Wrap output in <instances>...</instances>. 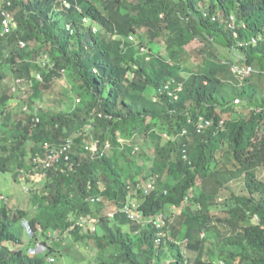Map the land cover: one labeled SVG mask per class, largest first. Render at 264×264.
Returning <instances> with one entry per match:
<instances>
[{"label":"trees","instance_id":"trees-1","mask_svg":"<svg viewBox=\"0 0 264 264\" xmlns=\"http://www.w3.org/2000/svg\"><path fill=\"white\" fill-rule=\"evenodd\" d=\"M9 13L16 26L0 36V170L17 178L19 169L34 172L36 159L68 143L72 150L71 167L39 168L47 177L32 192L33 210L0 205V264H48L55 233L86 250L93 242L98 264H192L185 243L193 264H264V0H0V29ZM195 41L204 43L192 50L196 71L183 64ZM236 64L257 71L238 79ZM64 74L79 103L65 111L57 99L34 113ZM15 86L28 95L19 112L9 105ZM139 176L157 177V189L138 190ZM239 179L247 194L233 192L225 216H215L221 192ZM132 203L143 222L121 213ZM160 213L161 228L152 222ZM23 220L37 238L41 228L48 255L28 256Z\"/></svg>","mask_w":264,"mask_h":264},{"label":"rangeland","instance_id":"rangeland-1","mask_svg":"<svg viewBox=\"0 0 264 264\" xmlns=\"http://www.w3.org/2000/svg\"><path fill=\"white\" fill-rule=\"evenodd\" d=\"M143 35H141L139 33L138 36L135 37V40L138 39L139 37H143ZM145 43H147V42L145 41ZM203 45H204V43H202L200 41H195L191 45H189L187 47V51L190 52L189 53L190 55L187 54V56L183 60V64H187L189 67H191V69L196 71L198 69V60L193 55L192 50L196 47H202ZM154 46L155 45H153V46L151 45V48H154ZM145 47L146 48H144L142 50L143 52H146L148 50V46L146 45ZM160 49H161L160 54L167 59L168 55H167V52L164 48L163 41H161ZM219 49H221L225 54L228 53L222 47H219ZM219 55L222 58H224L222 54H219ZM239 60H240V58H238L237 61H239ZM43 61L44 62H42V63L48 62L47 58H45ZM253 70H254L253 73H255V71H257L254 68H253ZM183 76L187 77L188 73L184 72ZM17 82H19V80H16V83ZM6 83H8L9 86L10 85L12 86V84L15 83L14 78H12V77L7 78ZM259 85L264 87V82L260 83ZM25 86L27 87L28 83H26ZM25 86H24V88H25ZM12 87L10 89H12ZM14 88H15V91L20 92V93L15 98L16 100H14L13 102H10L9 105L11 106L10 108L13 109L14 112H17V111L19 112L22 108L25 109V106L24 105L22 106L21 104H17V101H19V99H21V100L27 99L28 95L26 93L23 94V92H22L23 88L22 87L19 88V86H15ZM63 93H64V95L61 96V94H63ZM147 94H148V96L152 97L153 99H156V98H154V95H153L154 90L150 89L147 92ZM45 99L47 100V102L43 105L39 104V102L36 103V106L34 107L35 109L33 110L34 113H37V111L39 109H41L40 106L52 108L54 106L53 105L54 102L57 101V99L62 100V109L65 111L74 108V103H76V104L79 103L78 102L79 98L74 95V92H72L71 82L69 81V79L67 78V75H65V74L62 78H60L56 81V83L53 86V89L46 93ZM240 105H242V103ZM243 111H244V115L250 116V110L245 109ZM225 116L228 117V115H225ZM142 136L143 135L141 134V137ZM152 137H154V134H151V138ZM120 142H122V140H120ZM28 145H30V143ZM147 146H149V145H147ZM227 147H228V145L224 144L222 146L221 150L219 152H217L216 157L221 158L224 155L225 151L227 150ZM0 155H1V152H0ZM138 163L142 166L144 161L139 160ZM258 177L260 180L264 181V168L259 170ZM130 178H132V179H130L129 182L132 183L133 177H130ZM40 180H41V177L36 175L37 186H34L33 184L27 185L26 187L30 186V191H26V187L23 186V183L15 181L13 171L5 172V173H2V171H0V205L2 204V202H5L11 209H16L17 207H22V208H26L28 210H31L32 205L30 206V204H31L32 196H33L32 191H40L41 188H43V184H41V183L38 184V182ZM138 180L141 183H145V181H146L144 178H142L140 176L138 177ZM230 185H231V186H229L230 189H224L220 194V198L218 200L219 201V208L216 210L215 209L213 210V214L217 217L221 218V217L225 216V209H224L223 204L225 203V201L227 199H229L232 196L233 192H235L237 194H241V195L247 194V189L245 187V180L244 179L236 180V181L232 182ZM2 197H4L5 200H2ZM114 209H116V208L109 205L108 208H106L104 210V213L108 214L109 217L112 218L115 214V212H113ZM192 210L195 211L196 207L192 206ZM86 218H88V217H86ZM81 221L87 222L89 220H85V219L83 220L82 219ZM94 223H96V220L92 219L91 221H89L86 228L91 229L94 232L95 228H96V225H94ZM158 223H160V221ZM202 236H205V235L203 234ZM62 238L64 239V244H65L64 247H67V251L65 252L66 256H65V254H63V255L60 253L57 254L56 256H57L58 260H57V263H55V264H98L96 262L97 249L94 247L93 242H92L90 248L88 250H86L85 246L83 244L78 243V242H74L70 236H66V237H62ZM185 245H186V243L183 244L185 256L193 264L195 261V257L197 255H196V253L189 251ZM206 246L212 247V246H210V243H207ZM218 249H219V247H218ZM215 260L217 261L218 264H223L222 260H220V259H215ZM168 262H170V260H168L167 263Z\"/></svg>","mask_w":264,"mask_h":264},{"label":"clouds","instance_id":"clouds-1","mask_svg":"<svg viewBox=\"0 0 264 264\" xmlns=\"http://www.w3.org/2000/svg\"><path fill=\"white\" fill-rule=\"evenodd\" d=\"M67 5H69V4L65 3V7L69 8L70 5H69V7ZM8 15H10V17L12 18V24H11L12 25L11 26V30H12V29L15 28L16 24H15L14 17L12 16V14L9 13ZM1 29H3V27ZM22 46H23V44H22ZM0 119H1V116H0ZM37 120H36V122H39V120L38 121ZM92 148H93L92 149L93 152L97 151V149H98L97 144H94V146ZM71 150H72V145L70 146V149L68 150V152L63 154V155H61L60 158L58 159V161L53 162L50 167H46L44 162L40 161L43 158L42 159L41 158L36 159V163H38V166L35 168L34 172L33 171L32 172H26L24 169H19L18 170V174H17V178H15V176H14L15 181L23 183L24 187H26L27 185H30V184L31 185L33 184L34 186H37V183H36V175H37V176L41 177V180L38 182V184L39 183L43 184L45 182V179H46L47 176H46V173L40 171L39 168L43 167L45 169L46 168L47 169L48 168L51 169L54 166H58L61 162H63V160L67 163L68 167H71V165H70V162H71L70 161L71 160ZM7 172H11V171H7ZM2 173H5V172L2 171ZM150 184H153V188H149ZM156 184H157V177H152L150 179V181H145V183H141L140 182V183L137 184L136 187H137L138 190L139 189H143L146 194H149V192L157 189V185ZM135 189L132 188L130 184L128 185V190L129 191H132V190L135 191ZM26 191H30V186L26 187ZM2 200H5V198L2 197ZM2 203H5V202H2ZM31 205H32V202H31L30 206ZM127 207H131V209H132V211L134 213L139 214L138 215L139 218L132 219L129 216V214L127 213V211H126ZM17 208H20V207H17ZM24 209H26V208H24ZM33 209H34V206L32 205V209L31 210H33ZM113 212H115V211H113ZM122 212H124L128 216V218L133 220V221H141V222L144 221V216L142 215V212L139 210L138 205L135 204V203H132V204L127 205L126 207H124V209L121 211V213ZM169 212L171 214L173 213V215H174V213L178 212V211L175 210V208L171 207ZM116 213L117 212H115V214ZM159 218L161 219V223L160 224L157 223ZM84 219L85 220H89L88 218H83V220ZM152 222H153V224H155L159 228L164 227V225H165L164 214L163 213L158 214L157 217L154 218V220ZM81 223H82L83 226H87L89 221H87V222L82 221ZM22 224H23V227H24V229L26 231V234H27V237H28V241H30V243H31V246H29V250H28V256L30 258H36L38 256H42V255L46 256V255H48L49 248L51 247L50 244H52L54 246V245L59 243L60 245H59V247L57 246L58 248H57L56 252L54 254L48 255L47 258H46L48 264H55V263H57V260H58L56 255L59 254V253L63 255L67 251V247H64L65 244H64V239L62 237H66L68 235H59L58 233H55L53 235L52 241L51 240L49 241V243H50L49 244V243H46L45 242L46 240H44V237L41 236L42 235V234H40V233H42L41 228H38L39 229V236L37 238L36 237L37 236L36 232L31 228V225H30L28 220H23ZM94 225H96V223H94ZM96 229H97V225H96L95 231H96ZM91 231H93V230H91ZM159 236H163V233H160ZM65 256H66V254H65Z\"/></svg>","mask_w":264,"mask_h":264},{"label":"built area","instance_id":"built-area-1","mask_svg":"<svg viewBox=\"0 0 264 264\" xmlns=\"http://www.w3.org/2000/svg\"><path fill=\"white\" fill-rule=\"evenodd\" d=\"M69 7V5H67ZM7 18L3 24V29L0 30V36H4L5 33H8L11 30V24H12V18L10 17V15H6ZM234 28V24L232 23L231 25ZM134 38L133 36L130 37V41H133ZM253 42H256L255 40ZM253 68L249 65H233L232 66V72L234 75H236L237 77H246V76H250L253 73ZM38 79L41 80V76L38 75L37 76ZM236 104H239V100L236 101ZM38 121V120H37ZM211 124L210 122L206 121V122H201L199 125V129L203 130L205 127H209ZM186 132H184L185 134ZM71 144L68 143L67 145H64L63 147H61L58 150H54L52 151L48 157L46 159H42L40 161L44 162V164L46 165V167H50L52 165L53 162L58 161V159L60 158L61 155L65 154L68 152V150L70 149ZM149 188H153V184L149 185ZM127 213L129 214V216L134 219V218H139L137 213H134L131 209V207H127L126 208ZM257 219V218H256ZM160 221L161 223V219L159 218L157 223ZM158 223V224H160Z\"/></svg>","mask_w":264,"mask_h":264}]
</instances>
